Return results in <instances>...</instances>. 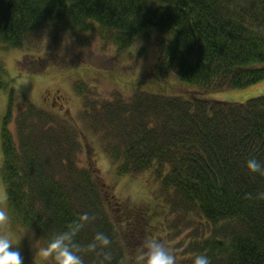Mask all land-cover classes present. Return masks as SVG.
<instances>
[{
	"label": "trees",
	"instance_id": "1",
	"mask_svg": "<svg viewBox=\"0 0 264 264\" xmlns=\"http://www.w3.org/2000/svg\"><path fill=\"white\" fill-rule=\"evenodd\" d=\"M56 23L76 32L91 24L119 53L143 31L160 35L150 78L178 81L191 88L188 96L141 93L114 105L103 101L99 109L88 105V119L95 130L120 140L114 128L124 114L122 148L108 151L116 178L154 175L159 196L153 193L155 202L146 203L160 207L167 221L187 217L181 218L187 224L196 217L206 224V234L191 239L184 251L191 257L187 264L197 255L211 264H264V176L246 169L249 159L264 163V95L238 104L206 98L264 81V0H0V49L24 51ZM12 102L7 99L0 125V181L12 225L37 232L44 248L57 234L76 231L84 264H130L126 254L144 244L128 242L134 230L140 240L162 242L166 226L155 220L156 209H130L120 227L114 222L106 207L116 194H103L96 172L77 167L82 144L72 125L54 128L53 117L29 107L24 122L31 126L19 131L23 138L15 150L8 128ZM44 147L47 160L38 156ZM97 233L110 244L89 250Z\"/></svg>",
	"mask_w": 264,
	"mask_h": 264
},
{
	"label": "rangeland",
	"instance_id": "2",
	"mask_svg": "<svg viewBox=\"0 0 264 264\" xmlns=\"http://www.w3.org/2000/svg\"><path fill=\"white\" fill-rule=\"evenodd\" d=\"M159 37L160 35L152 30L143 31L131 47L119 53V49L110 42L100 39L97 27L91 24H87L84 32H76L62 29V26L56 23L45 26L37 37L39 41L24 51L0 49V125L7 112L8 98H12L13 101L8 128L14 140L15 150H18L17 147L23 138L19 131L23 130L25 134L27 129L23 126L28 128L31 126L28 121L24 122V115L29 107L33 111L45 112L53 117L54 128L61 123L72 125L79 133L77 137H79L80 145L82 144L75 155L77 167L79 169L87 167L90 172H96L94 180L103 194H116V197L111 199V203L108 202L107 207L105 205L106 210L112 213L114 222L120 227L123 218L127 217L126 211L130 209L139 210L142 206L147 209H156L155 220L157 223H165L166 226L164 228L166 233L161 235L162 243L172 250L177 257V264H187L191 257L185 255L184 251L191 239H198L206 234L208 231L206 224L202 225L196 217L187 221V224L181 220L187 217H175L173 222L163 219L165 212L160 210V207L148 204L155 202L151 197L149 198L150 195L156 193L159 196V189L155 188L154 175L144 172L116 178L114 163L110 160L108 151L112 147L116 150L122 148L123 142L120 140H124L126 136L120 122L125 117L124 114L118 117L114 128L120 140L113 139L103 130H95L96 123L88 119L91 116L88 114L90 108L88 105L97 106L103 101L114 105L118 99L128 101L141 93L163 96L187 94L188 96L191 88L183 86L178 81L161 78L153 82L150 78L151 67L158 61L156 41ZM7 81L9 85L6 91L4 83ZM82 89L84 96L80 92ZM263 95L264 81H261L241 90L210 93L206 95V98L238 104ZM97 108L99 109V106ZM99 114L104 113L99 112ZM51 130V127L47 128V131ZM31 141H33L32 136ZM53 149L56 153H61L63 145ZM48 151L47 147L40 148L38 156L47 160L45 155L49 153ZM1 158L0 147V163ZM67 164L68 162L63 161L65 171L68 170ZM107 199L110 198L106 197ZM0 209L7 213L1 181ZM121 209L124 212L114 218L113 213H121ZM175 211L184 215L181 213L182 208H175ZM142 222L145 221L142 219ZM126 231L122 232V235L125 233L127 236ZM0 232H7L18 238L15 250L20 251L23 264H52L51 257L46 259L38 254L44 246L37 232L16 227L9 220L6 224L0 225ZM134 232L135 238L127 236L128 242L140 241L141 245L147 240L146 238L140 240L137 237V230ZM134 253L131 252L129 256L126 254L125 262L136 264L137 253Z\"/></svg>",
	"mask_w": 264,
	"mask_h": 264
},
{
	"label": "clouds",
	"instance_id": "3",
	"mask_svg": "<svg viewBox=\"0 0 264 264\" xmlns=\"http://www.w3.org/2000/svg\"><path fill=\"white\" fill-rule=\"evenodd\" d=\"M246 169L249 174L264 176V163L255 158L247 160ZM83 219L87 220L88 217L85 215ZM8 220L7 213L0 209V225L6 224ZM76 234V231H65L57 234L46 248L40 249L38 254L46 259L51 257L56 264H84L82 256L78 254L80 248L74 242ZM98 244L107 247L110 240L103 233H97L94 242L87 247L94 251ZM17 245V237L7 232H0V264H23L20 251L15 250ZM135 262L136 264H177V257L162 242L146 240L138 250ZM194 264H211V261L206 255H197L194 258Z\"/></svg>",
	"mask_w": 264,
	"mask_h": 264
}]
</instances>
